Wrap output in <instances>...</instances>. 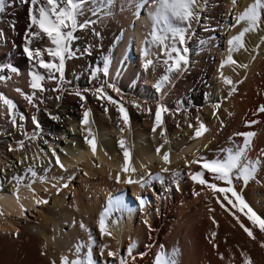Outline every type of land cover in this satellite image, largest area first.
<instances>
[{
  "label": "bare ground",
  "instance_id": "1",
  "mask_svg": "<svg viewBox=\"0 0 264 264\" xmlns=\"http://www.w3.org/2000/svg\"><path fill=\"white\" fill-rule=\"evenodd\" d=\"M208 1L210 6L203 8L208 12H201L200 24L193 26L192 35L186 42L190 49L187 69L171 76L169 82L162 83L160 91L156 90V84L166 74V65L162 66L157 59H166V56L163 46L151 43L152 21L148 12L153 7L152 0L150 6L149 0H146L139 17L134 14L136 9L129 0H113L110 15L101 13L93 16L86 13L81 16L80 22L92 19L96 23L76 33L78 40L72 47L77 56L66 60L65 79L71 83L62 86L65 91L57 92L53 89L58 82L45 79V91H37L34 97L38 105L35 108L24 99V94L31 95L33 92L29 72L39 71L45 76L47 72L38 66L34 67V62L23 52L28 41L31 5L29 0H4V9L0 11V76L5 79L0 80V94L12 100L16 107L9 113L7 106L0 100V167H5L9 160L14 162L15 158L18 161L25 156L28 158L17 164V169L0 173V264H52V261L60 264L62 256H67L70 261L76 259L77 247H80V257L85 256L89 246L85 242L90 243L93 258L97 262L92 239L98 245L102 264L107 259L109 262L106 264H118L121 256L129 264H157L158 255L162 264L171 260L175 264H244L248 258L252 264H264V247L261 246L264 232L253 227L242 213L231 209L230 205V210L221 207L217 196L222 199V195L213 194L207 185L198 184L190 176V173L200 171L201 166L189 165V161L200 156L215 158L221 148L242 144L244 138L234 136L236 132L251 131L256 134L252 137L247 158L255 160L259 157L264 161L261 151L264 150V113L257 112V108L264 105V39H261L264 37V23L260 30L245 34L244 49L231 53L237 64H225L221 68L229 54L228 41L247 26L245 22L237 24V17L253 0H239L238 4V0ZM233 4L234 22L229 35L225 36ZM145 9L147 13L143 14ZM135 19H138L137 24H134ZM133 38L137 40L136 50L141 55L140 67H137L131 51ZM166 43L170 45L171 39ZM29 46L43 50L51 44L44 37L33 39ZM85 48H88V54H82ZM106 57L111 60L107 76L102 72ZM44 59L51 58L45 53ZM147 59L153 60V64L145 67ZM240 64L248 67L242 68ZM8 65L16 68L17 72H12ZM93 72L95 75H92ZM221 72L234 82L236 91L231 95L229 92L233 85L222 82ZM104 82L116 83L124 96L130 126L123 132L120 128L124 125L118 121L119 114L115 106L98 100L91 91L84 93V101L70 94L74 88L91 89ZM146 83L151 84L152 88ZM108 92L114 98H119L111 90ZM58 96L60 99H57ZM133 99L145 107H151L153 113L150 115L133 107L130 103ZM157 102L165 104L169 112L163 115L162 128L158 127L153 132ZM218 103L220 107L217 109L214 106ZM105 106L108 108L107 113L104 112ZM85 109H91L87 126L81 123ZM22 115L24 119H20ZM33 115L37 117L40 128L37 138L30 140L27 136H31L35 130L31 119ZM12 116L16 118L15 124ZM52 116H58L59 119H52ZM197 117L208 131L202 137L193 139L194 128L188 125L198 126ZM251 120L258 123L247 126L246 121ZM85 127L91 128L96 138L95 156L84 140L88 134ZM162 129L165 130L164 136L161 135ZM62 138L68 143L61 145ZM120 139L125 140L130 164L136 172L141 171L139 174L121 171L124 156L118 143ZM18 140H24L23 149L17 148ZM9 145L15 150L10 152ZM56 145L61 150L58 151ZM160 145L163 148L158 154L156 149ZM53 149L64 168L55 163V157L51 155ZM164 152H169V164H165L162 159ZM91 159L102 163L101 168L107 174L116 177L119 173L122 182L128 178L136 180L150 171L152 176L159 173L164 177V182H158L166 188V192L157 197L154 210L144 211L145 205L141 206V221L135 229L131 228L135 209L131 207L127 194L121 192L112 197H119L122 207L119 210L110 209L107 226L112 235H101L99 231L101 241L98 242L93 226L99 230V217L108 208L110 199L105 209L100 210L104 206H100L97 198L91 204H75L74 200L69 203L64 194L59 195L50 190L55 195L48 211L18 234L19 241L13 238L18 233L17 226L23 222L25 210L35 207L36 200L41 199L39 187L49 189L56 181L65 182L71 178L77 169L73 166L79 162L84 161L86 171L93 170L95 165ZM156 161L157 166H153ZM29 166L35 168L36 177L27 171ZM165 167L181 173L175 182L169 178L170 172H161ZM13 176L24 178L19 183L18 193L17 181L12 179ZM40 177L46 179L41 180ZM205 178L210 182L221 183L214 181L208 173H205ZM233 183L253 210L264 218V164L246 186L240 180H234ZM29 184L31 188L27 187ZM131 186L137 194L138 187ZM233 212L241 217L246 226L253 228L255 239L243 231ZM126 239V251L119 255L118 249ZM130 245L131 256L128 253ZM108 251L117 253L116 262L108 257Z\"/></svg>",
  "mask_w": 264,
  "mask_h": 264
},
{
  "label": "snow or ice",
  "instance_id": "2",
  "mask_svg": "<svg viewBox=\"0 0 264 264\" xmlns=\"http://www.w3.org/2000/svg\"><path fill=\"white\" fill-rule=\"evenodd\" d=\"M131 6H133L136 11L135 15L139 17L140 10L145 7L146 0H129ZM208 0H152V9L149 10L148 16L152 21V28L150 31L151 43L163 46L164 55L166 59L164 60V64L166 65V74L161 77V80L156 84V90L160 91L161 84L164 82H169L171 74H180L187 69V66L190 63L189 52L190 49L187 47V39L191 37L192 30L194 25L200 24L201 21V9L207 6ZM31 7L29 8V17H30V28L28 31V41L25 43L23 48L24 54L28 57L30 61L34 62V67H39L40 69H44L47 72V76L41 74L39 71H30V87L33 90L32 94H24V99L31 104L33 107L38 108V105L34 101V97L36 96V92L45 91L44 81L48 79L50 81H57V87L53 89V91H65L62 86L65 83L70 84V81H66L65 79V71H66V60L76 58L77 52L73 49L72 45L75 41L78 40V36L76 33L78 31L89 28L90 25H94L96 21L92 19L84 20L80 22L79 18L84 16L86 13H90L93 16H99L103 13L105 16L110 15V8L113 5V0H29ZM92 5H96V7H92ZM4 9V0H0V11ZM262 15H264V0H253V3L249 4L237 17L236 23L239 24L241 22L246 23V27L243 28L237 35L233 36L229 41L228 48V56L224 63L221 64V68L224 67L225 64H237V61L233 58L232 52L239 51L245 48L244 36L249 32H256L260 30L261 24L264 23V19H262ZM35 29V31L33 30ZM95 35H99V33H94ZM46 37L48 41H50L51 46L46 49L41 50L40 48H31L29 44L35 38H44ZM171 39V44H167L166 42ZM264 39V37H261ZM51 58L49 60L44 59V54ZM82 54H88V48L83 50ZM148 53L145 52V56ZM255 57H253L254 59ZM111 60L109 57L104 59V66L102 72L105 76L108 75L109 65ZM153 60L147 59L145 63V67L152 65ZM242 68H247L248 65L240 64ZM12 72H17V69L12 67L11 65L7 66ZM97 71H101V69H97ZM92 75H95L93 72ZM220 78L225 85H233L229 95L232 92L236 91L234 86V82L231 78L224 76L223 72L220 73ZM5 77L0 76V80H4ZM108 90L116 93L119 97L118 99L114 98L109 94ZM16 91L21 92L22 90L16 89ZM91 91L92 94L101 101H107L108 104L115 106L116 112L118 115V121H122L124 127L120 128V131L123 132L126 127L130 126V115L127 107L125 106L124 96L121 92V89L117 87L114 82H104L95 86L91 89L84 88L83 90L79 88H74L70 94L79 97L81 101L86 99L84 93ZM57 99H60L58 96ZM0 100L7 106L9 113L15 109V104L12 100L4 97L0 94ZM133 107L138 109L141 112H147L148 114L153 113V109L151 107H145L142 103L133 99L130 101ZM215 108H219L220 104H216ZM104 112H108L107 106L104 108ZM169 109L162 102H157L154 109V123L152 125V131L156 132L157 128H162L163 126V115L168 113ZM257 112L264 113V105H260L257 108ZM215 115V113H213ZM91 115V109H85L83 111V117L81 123L85 126L89 124V118ZM25 117L22 115L20 119H24ZM32 122L35 126V130L33 131L31 136H27V139H35L38 136V130L40 128L39 121L35 115L31 117ZM52 119H59L58 116H52ZM197 125L189 124L188 127L194 128L193 139L202 137L207 131V126L199 119L196 118ZM12 122L15 124L16 118L12 116ZM258 121L251 120L246 121V125L250 126L252 124H256ZM221 124L223 122L221 121ZM85 131L88 133L85 135L84 140L90 146L92 155H96L97 150V142L94 135H92L91 128L85 127ZM27 135V134H26ZM161 135H165V130L162 129ZM234 136L243 137V143L240 145H235L234 147L221 148L219 150V154L216 155L215 158H207L205 156H200L192 161H189V165L198 164L201 166V170L195 173H190L191 179L197 182L200 185H207V187L213 192V194L222 195V199L220 196H217V202L221 204V207L226 210H230L228 206H231V209H236L237 212L242 213L244 217L247 218L248 221L251 222L253 227H256L260 230V232H264V218L257 214L256 211L246 202L243 195L236 190V187L233 183L234 180L243 181L245 186L248 184L249 180L255 177L256 172L259 170L264 161H262L259 157L255 160H250L247 158L248 150L251 146L252 137L256 134L251 131L246 132H236L233 134ZM232 140V137H229ZM47 143V141H45ZM119 147L123 150L124 163L122 165L121 171L125 173H134L137 170L133 168L130 164V153L129 150L125 147V140H119ZM165 143H168L165 140ZM18 149H23L25 147L24 140H18L16 142ZM163 148V145H160L156 149V152L159 154ZM207 148V145H205ZM10 152L15 149L9 145ZM41 151H43L41 149ZM262 151V155H264V150ZM51 155L55 157V163L59 165L61 168H64V165L60 161L59 156L56 154L55 149L52 150ZM28 157L25 156L23 159L18 161V163H23L25 159ZM165 164H169L170 156L169 152H164L162 156ZM49 163H52L49 160ZM3 171V169H0ZM27 171L31 173L32 177L37 176V172L33 166H29ZM162 173L170 172V179L175 182L181 173L176 170L172 171L169 168L165 167L161 169ZM205 173H208L212 176L214 181H218L221 183L210 182L205 178ZM13 180L17 181V193L19 188V183L23 181L22 176H13ZM41 180H45V177H40ZM116 182H121L120 174L116 175ZM152 180H159L161 183L164 182V177L157 173L155 176L149 174V178L145 179L143 176L140 177L139 180H132L128 178L123 182L126 184H140L143 188L151 183ZM223 185V186H222ZM27 187L31 188V184L27 185ZM56 187V185H53ZM63 187H68L67 184H64ZM59 191V189H57ZM198 194V193H197ZM17 199H19L17 195ZM226 202V203H225ZM37 204L48 203L47 200H36ZM141 206L146 203V200L141 198L139 200ZM122 207V201L119 197L114 199H110L108 202V208L101 213L99 217V231L101 235L111 236V231L108 230L107 226V217L109 215L110 209L119 210ZM21 208L23 206L21 205ZM235 216L237 222L243 231L252 239H255V235L252 227H248L241 220V217L236 215V212L232 213ZM213 223L215 220L213 219ZM83 228L84 225L81 224ZM215 235V233H213ZM91 239V237H90ZM92 244H95V240L92 239ZM264 247V243L261 245ZM129 256L132 255V247L131 245L128 248ZM77 258L72 259L71 261L67 256H62L60 260V264H97V262L93 258L91 245L88 246V250L85 256L80 257V247L76 249ZM108 257L116 258L117 253L108 251ZM157 264H162L161 257L158 255L156 257ZM52 264H56V261H52ZM118 264H129V261L126 260L123 256L119 258ZM163 264H175L174 260L163 262ZM244 264H252L251 259L248 258L244 261Z\"/></svg>",
  "mask_w": 264,
  "mask_h": 264
},
{
  "label": "rangeland",
  "instance_id": "3",
  "mask_svg": "<svg viewBox=\"0 0 264 264\" xmlns=\"http://www.w3.org/2000/svg\"><path fill=\"white\" fill-rule=\"evenodd\" d=\"M239 3V0L237 2V4ZM210 1L207 2V7H209L210 5ZM149 6L151 5V0H149ZM236 6V5H235ZM234 4L232 5V9L230 11L229 14V27L228 29L225 31L226 35H229V32L232 30V23L234 22V12L235 9L233 8ZM202 14H204L203 12H208V10H204L203 8L201 9ZM147 11L146 9L144 10L143 14H146ZM204 20V19H203ZM138 23V19L134 20V24ZM134 40L131 43V51L133 52L135 58L134 60L136 61V65L137 67H140V63H141V55L140 52H138L136 50V46H137V40L136 38H133ZM136 40V41H135ZM223 43H225V39L223 38ZM225 45V44H224ZM164 60L163 58L157 59L158 62H161L160 64L163 66L164 64ZM174 74L170 75V79L171 76H173ZM148 84V83H146ZM151 87V84H148ZM152 88V87H151ZM70 137V136H69ZM68 143L66 141L65 138L61 139V145H64ZM57 146V147H56ZM55 147L59 150H61L59 145H56ZM56 149V150H57ZM51 151H49L50 153ZM14 161V159H13ZM16 161V162H15ZM15 161L12 162V160H9V163H7L5 165V167H0V169H3V171H0V173L5 172L6 171H13V169H17V164L18 163V159L15 158ZM91 163L95 166H93V170L91 171H86L85 169V164L84 161L83 162H79L77 165H74L73 167L77 168L74 170V173H72L71 178H67L64 181H56V183H54V185H56V187H52L49 189H44L42 187L38 188L39 191V195H41V199L42 200H47L48 203H42V204H36L35 207L31 208L29 211L25 210L23 215V222H21L20 225L17 226V234L13 235V238L18 240V234L21 233L22 230H24L27 226L36 223L39 219L40 216L45 214L48 211V208L51 207V205L53 204V200H54V193H50L51 191H56L59 195L64 194V198L66 201H68L69 203H71V201L77 204L78 202L80 204L85 203V204H91L96 200L95 198H97L98 200H100V206H104L102 208H100V210L105 209V206H107V201L109 199H111L112 197L118 195L121 192H125L128 196V199L130 201V205L132 208H134V215H133V220H132V224H131V228L135 229L138 224L141 221V215H142V208L141 205L139 203V200L141 198H143L144 200H146V203L144 204L145 206L143 207V210H154V206H155V202L157 200V197H159L161 195L162 192H166L165 191V187L160 185V183L158 182V180H152L150 185H147L145 187H141V186H135V184H133L134 188L136 189V193L135 194L133 192L132 186L131 184H126L121 181L120 184L116 182V177H113L109 174H107L103 168H101V164L102 163H98L96 160L91 159L90 160ZM11 162V163H10ZM9 165V166H8ZM153 166H157V161L154 162V164H152ZM7 166V167H6ZM158 168V167H157ZM8 169V170H7ZM158 171V169H157ZM154 171V172H157ZM141 171L136 172L135 174H139ZM4 174V173H3ZM149 174L152 175V171L148 172V173H143V177L145 179H148L147 177H149ZM145 175V176H144ZM147 175V176H146ZM136 179V178H134ZM140 178H137L136 180H138ZM64 184H67L68 187H63ZM137 185V183H136ZM115 187V188H114ZM151 187V188H150ZM57 189H59V191H57ZM51 190V191H50ZM110 195V196H109ZM45 196V197H44ZM106 197V198H105ZM105 198V199H104ZM40 199V200H41ZM93 201V202H92ZM90 202V203H89ZM78 203V204H79ZM102 204V205H101ZM150 207V208H149ZM101 212V211H100ZM136 212V213H135ZM93 232L98 236L97 241L100 242L101 241V237H99L100 233L97 227L93 226ZM93 233V234H94ZM100 240V241H99ZM19 241V240H18ZM21 241V240H20ZM126 241V242H125ZM86 245H90V243H86ZM123 244V245H122ZM118 249V254L121 255L126 251V247L128 244L127 239L123 241ZM94 247L92 248L93 251H95L97 253V264H102V258L100 257V255L98 254V245L97 243H95L93 245ZM99 256V257H98ZM112 259V262H116V258ZM104 262V261H103ZM107 263L109 262V259H107L106 261ZM105 262V264H106Z\"/></svg>",
  "mask_w": 264,
  "mask_h": 264
}]
</instances>
